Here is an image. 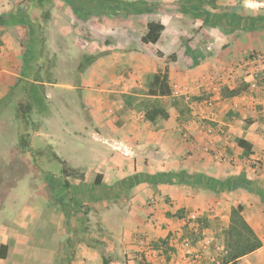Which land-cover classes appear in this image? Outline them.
<instances>
[{"label": "crops", "instance_id": "1", "mask_svg": "<svg viewBox=\"0 0 264 264\" xmlns=\"http://www.w3.org/2000/svg\"><path fill=\"white\" fill-rule=\"evenodd\" d=\"M22 1L0 0V14L22 8L35 24L0 26V187L4 173L19 168L15 174L39 187L42 198L54 192L41 220L54 228L52 250L39 256L43 264H56L71 253L70 264H101L98 251L82 238L85 228L89 237L105 243L110 264H141L142 247L132 240L136 234L163 241L176 233L193 238L190 253L200 260L190 262L192 255L182 249L170 264H218L231 210L238 205L262 242L240 264H264V80L249 85L238 71L225 74L251 51L264 49V0H121L146 2V12L85 18L78 27L64 0ZM34 5L49 8L48 41L36 30ZM150 22L164 29L155 44H144ZM69 36L82 46L62 48ZM49 50L55 52V67L63 65L69 50L97 56L81 74L83 106H70L83 120L84 111L90 122L78 131V121L65 117L64 130H34L30 150L20 151L14 91L20 80L27 84L34 62L46 61ZM165 67L171 96L147 95L146 82ZM58 81L56 92L62 88ZM24 93L29 97L28 88ZM153 105L168 117L146 120ZM208 127L213 133H206ZM240 139L251 145L249 151L238 147ZM46 147L49 155L34 160L33 149ZM212 150L227 158L216 160ZM53 154L75 175L64 177ZM8 191H0V205L9 200ZM30 201L47 205L32 198L26 205ZM192 212L200 216L198 228L187 217ZM7 224L0 218V247H7L0 264H24L29 261L24 250L18 254L26 261H10L17 248L10 241L20 243V216L16 230ZM57 234H65L72 247L58 253Z\"/></svg>", "mask_w": 264, "mask_h": 264}, {"label": "rangeland", "instance_id": "2", "mask_svg": "<svg viewBox=\"0 0 264 264\" xmlns=\"http://www.w3.org/2000/svg\"><path fill=\"white\" fill-rule=\"evenodd\" d=\"M28 1L30 4L32 0ZM22 2L24 1L20 0V3ZM25 5H27V2H25ZM35 6L36 5H34L33 9H30V14L33 15V17L37 20L38 23H40L39 26L36 28L37 32H39L43 36V39H45V41H48L47 28L49 27V8H40ZM111 15L113 16V14H108L107 16L112 18ZM74 16L75 19L72 21L73 27H78V25L84 23V19L79 18L76 14H74ZM73 34L78 37L80 36L78 32ZM47 44L49 43L47 42ZM64 44L65 45L62 46V48L64 49H78V46H82V44L78 45L77 40L74 41L71 36H69L67 40L64 41ZM54 53L55 52L51 53V51L49 50L48 59L43 63L35 61L33 67L30 70V76L27 78L28 81L26 87L28 88L29 98L32 101L34 109L29 118V125L26 132V140L28 144L25 148H20V151L30 150L29 145L31 144L32 139L34 138V130H40L44 127H50V131L55 133H59L61 130H64V123L68 121L67 119H64L65 117L69 120L73 119V121L75 122L78 121L75 125L77 129L74 128V130L79 131L80 128H83L86 125L88 127L89 125L88 122H90V120L84 111L82 112L83 117L85 116V119L83 120L80 118L81 115L77 114L76 112H73L70 109V106H83L81 91L80 94L77 90L73 91L72 86L76 85V83L81 86V74L77 72V69L86 56L80 57L79 52L72 51L70 53L69 50L67 51V54H64L65 52L63 53V55H67V58L64 60L63 65H58L57 67H55ZM56 79H59L58 83L62 85V88H58V92L60 94H58V92H56L53 87V84L56 82ZM148 83L149 81L146 82V88L145 90H143L144 92H147ZM50 107L52 113H50ZM61 111L64 116H62ZM46 119L49 120L48 123H44ZM79 121H81V123ZM49 153L50 152L48 150V147L42 150L33 149L32 151V155H34V160L40 159V157L36 158L37 156L47 157ZM44 163L45 162H41V165H43ZM12 170V175H10V173L8 172L4 173V181L1 183L3 187H0V191H2L4 187L9 190L6 196L9 200H7L6 205H0V218L6 219L8 223L7 226L10 225L13 230H16V218L20 216V243L17 244V242L14 240L10 241V247H17L16 250L14 249V252H12L13 256L10 261H15L18 263L20 261L25 260L26 256L20 254L19 258L18 254L20 253V250H24L28 252L27 260H29L24 264H43L45 260L42 259L43 257L39 256L42 254V250L48 252L52 250L51 241L54 235V228L48 224H41V220H46L47 218L49 205L50 207L52 205L47 200L51 198L54 192H52V190H49V194L47 195V197L42 198L39 192V187L36 189L33 188L32 184L28 185L26 183L27 177H25L24 174L21 176L20 173L15 174L16 172H19V168ZM30 177L32 178V182L37 183V180L35 179L34 175H31ZM29 198L34 199L35 202L40 201L43 203H47V205H33L34 202L30 201L28 202V206L26 204L27 201H29ZM34 220H38L39 225H35ZM1 231H3V229ZM65 236V234L56 235L58 241V253H60L62 250H65L63 249L65 247H68V249L69 247H72L67 244V241L65 242ZM188 239L193 240L192 237H189ZM59 259L62 260L63 258H58L56 264L60 263ZM64 262L68 263V260L65 259ZM89 264H94V261H90ZM138 264H140L139 261Z\"/></svg>", "mask_w": 264, "mask_h": 264}, {"label": "trees", "instance_id": "3", "mask_svg": "<svg viewBox=\"0 0 264 264\" xmlns=\"http://www.w3.org/2000/svg\"><path fill=\"white\" fill-rule=\"evenodd\" d=\"M70 8L73 10L79 18L85 19L95 16L108 15V14H129V13H145L146 2H123L121 0H64ZM20 19V20H19ZM30 25L34 27L35 24L28 20L27 12L25 9L20 8L18 11H14L10 14H0V26L13 25V24ZM164 29L161 23L150 22L147 24V31L142 36L141 42L144 44H155L160 33ZM97 56H86L83 62L78 66L77 72L82 74L84 69L92 64ZM170 59L172 57H169ZM44 60V59H43ZM47 60V59H46ZM45 62V61H44ZM30 74V72H28ZM29 74H26L28 76ZM20 87L14 92L18 94L13 98L16 103L15 116L19 122L18 140L20 148L27 146L26 132L29 125V118L33 111V104L30 98L24 93L27 90L25 86L26 82L20 80ZM76 90L80 94V85L76 83L74 85ZM147 95L157 97H169L172 91L168 82V69L165 67L162 70H158L151 76L148 86ZM232 95L236 92H232ZM168 113L166 110L159 106L151 107L145 112V119L153 122L157 118L166 119ZM238 147L249 151L251 145L244 140L237 141ZM55 162L60 166V171L64 177L75 175L74 170L67 167L64 161H61L56 155L53 154ZM99 182V180H96ZM243 207L238 205L231 210L228 228L224 231V247L223 254L218 258V264H240V259L255 251L262 246V242L254 234L251 227L247 224L242 216ZM82 238L88 247H91L98 251L101 257V264H110L111 258L108 256L105 250V243L97 239L89 237L87 228L82 230ZM6 246L0 247V259L6 258ZM73 254L63 256L62 261L59 264H70ZM67 259L68 263L64 260Z\"/></svg>", "mask_w": 264, "mask_h": 264}, {"label": "built area", "instance_id": "4", "mask_svg": "<svg viewBox=\"0 0 264 264\" xmlns=\"http://www.w3.org/2000/svg\"><path fill=\"white\" fill-rule=\"evenodd\" d=\"M240 72L242 80L246 84L254 85L258 79L264 80V49L260 51H251L246 59L239 63L236 68L226 71L227 76H231L234 72ZM223 75L218 77L217 81H222ZM209 105V103H207ZM213 128L208 127L206 133H213ZM221 133V131H218ZM184 139H188V134L183 132L181 134ZM212 156L218 160L223 161L227 158L226 154L221 150H212ZM189 221L192 223L193 228H198L200 216L196 212L189 213L187 215ZM133 242L142 247L143 254L139 257L141 264H170L175 253L178 250L184 249L190 256V262H196L200 260L198 253H190L191 242L188 238H182L178 233L165 238L163 241L149 240L146 236L136 234L132 238Z\"/></svg>", "mask_w": 264, "mask_h": 264}]
</instances>
